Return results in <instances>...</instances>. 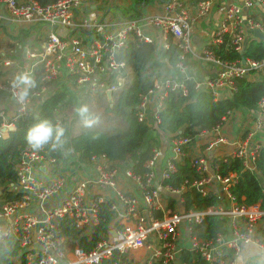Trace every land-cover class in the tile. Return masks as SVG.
Returning <instances> with one entry per match:
<instances>
[{
  "label": "built area",
  "instance_id": "1",
  "mask_svg": "<svg viewBox=\"0 0 264 264\" xmlns=\"http://www.w3.org/2000/svg\"><path fill=\"white\" fill-rule=\"evenodd\" d=\"M256 4H261V0L223 5L209 44L220 43L223 34H227L232 49L241 53L249 39L255 38L254 30L264 35V27L249 12ZM84 5L86 0H55L43 4L36 0H0V26L9 23L15 28L13 31L32 26L46 29L42 30V39L35 51L25 49L27 66L14 63L7 56L11 53L9 48L4 49L6 57L0 58L3 68L15 66L13 82L0 80V93H6V98L0 94V137L13 130L18 117L35 113L41 98L52 92L70 93L76 99L81 94H99L105 100L106 92L112 97L126 82L124 64L114 55L128 40L152 45L156 56L159 50L167 49L169 42H176L182 50L179 59H186L190 53L192 25L209 14L212 1L195 0L192 10L187 0H163L158 15L138 19L110 16L109 20L76 14ZM58 28L66 30L65 33L58 34ZM88 34L90 38H86ZM79 35L85 37L84 42ZM157 37L163 42L157 44ZM206 47L190 54L192 59L207 65L204 78L193 79L187 65L179 61L175 67L183 79L177 80L168 74L152 77L151 85L138 95L135 117L149 131L160 122L167 94L174 90L186 93L184 80L194 81L195 89L210 93L215 101L231 96L235 79L252 80L264 73V58L240 57L226 61ZM160 62L157 59L155 64ZM18 72L28 73L35 83L23 100L20 98L23 86H14ZM5 101H9L7 106L2 104ZM227 125L232 127V132L226 131ZM164 135L169 156L162 159L157 174L156 148L143 162L141 173L131 169V162H112L104 155L93 156L88 163L78 161L74 153L55 161L30 147L24 148L15 166L17 183L9 185L11 190L20 193V198L4 201L0 206V244L8 236L18 242V256L12 258L13 263L189 264L181 259L182 253L189 252L207 264H234L242 245L255 244L264 250V244L256 237L257 228L264 227V209L258 204L238 205L229 191L236 182V174L221 175L217 171L218 162L227 158L238 159L244 169L255 171L254 159L259 151H264V96L254 107L241 105L227 110L221 122L209 129L193 135ZM222 145L230 146L229 154L216 156ZM186 157L198 178L190 182L183 180L178 185L165 184L176 171L174 162L181 163ZM69 158L83 165L82 171L76 167L69 170V175L41 178L42 168L66 166V163L72 166ZM85 165H89L88 171ZM91 188H104L111 194L98 195ZM189 188L201 196L216 195L219 201L203 210H185L181 194ZM130 191L134 192L129 194ZM163 194L166 204L162 203ZM105 201L114 220L106 237L89 250L66 245V238L57 233V220L71 218L84 233L89 232L98 221V205ZM206 215L223 217L227 222L226 235L217 234L208 239L195 236L192 225L201 223Z\"/></svg>",
  "mask_w": 264,
  "mask_h": 264
},
{
  "label": "trees",
  "instance_id": "2",
  "mask_svg": "<svg viewBox=\"0 0 264 264\" xmlns=\"http://www.w3.org/2000/svg\"><path fill=\"white\" fill-rule=\"evenodd\" d=\"M36 1L43 4L55 0ZM261 4L264 7V0H261ZM206 48L226 61L240 57L255 60L264 58V41L254 38L249 39L241 53L232 49L227 34H223V40L220 43L209 44ZM152 49L150 44L131 39L115 52V59L124 64L123 72L127 73V82L113 93L111 105L104 104L103 112H108L114 120V123L105 126L106 128L84 126L79 115L73 119L62 115L58 118L59 106L68 99L60 92L44 95L35 113L18 117L14 121L13 130L9 131L5 137H0V206L4 201L20 198V193L11 190L9 186H15L17 183L15 166L20 159L21 151L26 147L32 148L27 140L28 131L45 120L53 126L60 125L65 129L66 143L62 149L53 150L50 146H45L41 150L34 149L37 152L55 161L63 160L71 153L76 155L78 161L84 163H88L91 157L99 155H104L112 162L129 159L134 172L141 173L144 170L142 164L152 154L154 141L152 137H147L149 130L145 124L136 120L135 105L138 102V95L151 85V76L157 69L155 62L150 61ZM159 53L164 59V71L170 70L169 67L175 71V64L179 61L184 65L192 66V63L185 59H179L182 50L176 42H169L167 49H161ZM171 74L177 80L183 79L177 70L172 71ZM195 76L200 79L199 75ZM184 81L186 93L182 94L180 90L170 91L160 111V122L157 128L170 137L193 135L197 131L209 129L221 122L227 110L241 105L254 107L264 96V73H260L252 80L235 79L233 81L235 89L231 96L215 101L210 93L195 89L194 81ZM89 98L91 97L83 96L78 104L74 99L72 101L73 104L76 103L81 107L85 106ZM90 117L98 118L99 116L88 113V118ZM57 119L60 120L59 123ZM76 121L78 122L75 123ZM77 126L79 128L75 130ZM174 164L176 171L164 181L165 184L178 185L183 180L190 182L198 178L187 157L183 158L181 163L174 162ZM253 164L255 171H249L242 167L238 159L227 158L224 162H218L217 171L221 175L229 172L236 174V182L229 191L238 205L258 204L261 209H264L263 150L256 155ZM181 197L184 200V209L193 211L214 206L219 201L218 196L213 194L201 196L193 188L186 189ZM108 207V201L98 205V221L91 231L85 233L75 225L73 219L59 218L56 227L58 235L66 238V245L70 248L78 246L83 250L91 249L99 239L106 237V229L112 219V213ZM192 233L204 239L213 238L217 234L226 235L225 219L219 215H206L201 223L192 225ZM256 237L259 243L264 244V227L257 228ZM18 250L17 239L13 236L6 237L0 244V264H14L12 258L18 256ZM181 259L189 264H207L197 255L189 252L182 253ZM100 264H107V262L103 261ZM245 264H259V262L252 260Z\"/></svg>",
  "mask_w": 264,
  "mask_h": 264
},
{
  "label": "crops",
  "instance_id": "3",
  "mask_svg": "<svg viewBox=\"0 0 264 264\" xmlns=\"http://www.w3.org/2000/svg\"><path fill=\"white\" fill-rule=\"evenodd\" d=\"M162 1L163 0H86L87 5L81 6L76 12V14L86 18L99 17L100 19L103 20H109L110 16H119L120 19H125V18L138 19L145 15L160 14ZM211 1H212V6L209 14L206 15L205 17L197 19L192 25V31L190 37V53L187 55L185 59L186 61L192 63V66L187 65V68L189 75L195 80H201L202 78H204L206 76V73L208 72V67L207 65L192 59L190 54L193 53L194 51L199 50L200 48H204L210 43L209 41L211 39L212 33L219 24L223 5L227 3L239 2L240 0H211ZM187 3L190 5V8L193 10L195 7V0H187ZM249 12L252 15V17L255 18V20L259 21L264 27V7L262 6V4H256L255 7L251 9ZM41 28L39 26H32L30 28H22V29L16 28V30L13 31L15 29L13 25H10L9 23H3L2 26H0V58L6 57L7 52H5L4 49L9 48L11 50V53L7 54V56L10 59H12V61L13 58L11 56L14 55V53H21L20 54L21 57H23L24 60L28 61L29 59L26 57L25 51H24V56H22V45L26 50L35 51L37 49V46L40 45V41L42 39V32L46 30L45 28L43 29ZM65 31L66 30L61 28H58L56 30V32L61 35L64 34ZM22 33L24 34V36H22L23 35ZM262 36L263 39H258L256 36L254 39L264 41V35L262 34ZM90 37L91 35L89 34L86 35V38H90ZM79 39L81 40V42H84L85 37L79 35ZM20 41H24V44H22ZM162 42L163 40L157 37L156 43L159 44ZM157 59H159L161 62L160 64L155 65L157 69L153 72L151 78L158 77L162 74H171L172 71L173 72L176 71V70L174 71L173 68L171 67H169L170 70L164 71L163 70L164 59L162 58V56H160L159 52L157 56L154 53H152L150 57V61L157 63ZM13 62L19 63L23 67L26 65L22 62V60L19 57L17 62L16 61ZM14 68L15 66L13 65L4 68L0 65V80L7 83L13 82V78L15 76ZM195 75L197 76L199 75L198 78L200 79H197ZM125 77L127 82V73H125ZM0 94L3 98H6L5 92H2ZM63 94H65L67 98L74 99L75 101H77L78 99L79 101L77 102H80L81 98L87 95V94H81L79 95V98L76 99L70 93H63ZM8 102L9 101H5L2 104L7 106ZM59 117L60 115H58V118ZM225 128L226 131L232 132V127L227 125ZM150 132L152 133L151 135L154 141L153 148H156L158 152L157 162H156L157 166L155 168V173L157 174L159 168L161 167L162 159H165L169 156V151L167 147V137L164 135L165 132H161V131L153 132L152 130H150L148 133ZM194 148L195 146L192 148L193 153H195L196 151ZM229 150H230L229 145H222L221 151H219L218 154L215 155L216 156L227 155L230 152ZM69 160L73 163L72 166H69V164L66 163L67 164L66 166L51 167V168L46 167L45 169L43 168L40 169L41 178L43 179L49 178L54 175H65V174L69 175L70 174L69 170H74L76 167L80 168V170L83 169V165H81L77 161H73V159L71 158H69ZM122 163H130V160L128 159L123 160ZM85 166H87L85 167V170L88 171L89 165H85ZM134 191L136 192V190ZM134 191H130L129 194L133 193ZM91 192L93 193L95 192L98 195H102V196H109L111 194L110 191L104 188L103 189L91 188ZM164 195L165 194L161 196L162 203L166 204V202L168 201L164 200L165 198ZM179 209L182 210L181 206H179ZM110 222L107 226L108 230L112 228L114 225V221L111 225ZM225 223L227 225L226 220ZM252 260L258 261L259 264L264 263V250L259 248L255 244H245L240 247L239 252L234 257V264H245L247 261H252Z\"/></svg>",
  "mask_w": 264,
  "mask_h": 264
},
{
  "label": "clouds",
  "instance_id": "4",
  "mask_svg": "<svg viewBox=\"0 0 264 264\" xmlns=\"http://www.w3.org/2000/svg\"><path fill=\"white\" fill-rule=\"evenodd\" d=\"M14 86H23L20 94L21 100L28 96V90L35 86L32 77L28 73H20L16 77ZM87 106H81L77 109L78 115L82 118L85 126H90L92 121L88 118ZM65 129L56 125L53 126L49 121H41L32 127L27 133V140L31 147L36 150H41L45 146H50L53 150L62 149L66 143Z\"/></svg>",
  "mask_w": 264,
  "mask_h": 264
},
{
  "label": "rangeland",
  "instance_id": "5",
  "mask_svg": "<svg viewBox=\"0 0 264 264\" xmlns=\"http://www.w3.org/2000/svg\"><path fill=\"white\" fill-rule=\"evenodd\" d=\"M22 44H24V41H20ZM21 46V45H19ZM16 47V46H15ZM23 47V45H22ZM10 51V49H9ZM21 53H14V55H12L11 57L13 58V61H18V57L22 60V62L26 65H28L29 60H24L23 57H21L20 55ZM22 69H20L21 71ZM18 74H20V72H18ZM171 75L172 74H168ZM91 98H89V101L85 102V106H87L88 108V113H93L94 115L99 116L98 118L95 117H90V120L92 121V123L90 124L91 126L97 127L99 129H103L105 126L109 125V124H113L114 120L112 116H109L110 114L107 112H103L104 110V104L108 103L107 99L104 100V98L99 95V94H93V95H87ZM71 98L66 99L65 103L62 104L61 106H59V109L57 110V113H60L59 115L65 116L68 119H73L76 115H78L77 113V109L80 108L79 105H76V103L78 104V102L76 101L75 104H73L72 99ZM110 100H112V97H110ZM111 102V101H110ZM106 114V116H105ZM108 117V118H107ZM78 121H76L75 123H77ZM85 126V124H84ZM78 126L75 130H78ZM106 128V127H105ZM153 132H159V130L157 128H154L152 130ZM152 133H148V137H152L151 135Z\"/></svg>",
  "mask_w": 264,
  "mask_h": 264
},
{
  "label": "water",
  "instance_id": "6",
  "mask_svg": "<svg viewBox=\"0 0 264 264\" xmlns=\"http://www.w3.org/2000/svg\"><path fill=\"white\" fill-rule=\"evenodd\" d=\"M253 34H254L258 39H263L262 34H261L258 30H254V31H253ZM24 51H25V48L22 47V56H24ZM241 60H243V58H241ZM105 95H106V98H107V102H108V104L111 105V102H110V101H111V100H110V93H109V92H106ZM1 130L4 131L3 128H1ZM113 221H114V220L112 219L111 222H110V225L113 223ZM39 225H40V223H38V224L35 225L34 232L37 230V227H38ZM111 234H113V233H111ZM33 246L36 247V244H33Z\"/></svg>",
  "mask_w": 264,
  "mask_h": 264
}]
</instances>
